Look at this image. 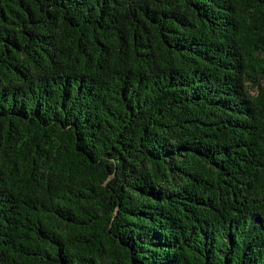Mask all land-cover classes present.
<instances>
[{
  "label": "trees",
  "instance_id": "16d2710c",
  "mask_svg": "<svg viewBox=\"0 0 264 264\" xmlns=\"http://www.w3.org/2000/svg\"><path fill=\"white\" fill-rule=\"evenodd\" d=\"M0 264H264V0H0Z\"/></svg>",
  "mask_w": 264,
  "mask_h": 264
}]
</instances>
